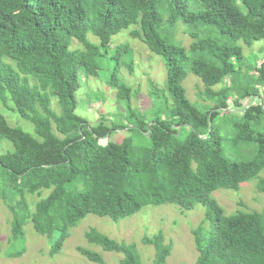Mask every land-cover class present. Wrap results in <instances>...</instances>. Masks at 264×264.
<instances>
[{
  "label": "trees",
  "instance_id": "trees-1",
  "mask_svg": "<svg viewBox=\"0 0 264 264\" xmlns=\"http://www.w3.org/2000/svg\"><path fill=\"white\" fill-rule=\"evenodd\" d=\"M159 1L0 0V108L10 101L11 111L34 131L32 136L8 125L0 112V141L13 147L0 152V199L11 214L12 242L23 237L30 223L41 236L56 234L47 253L53 256L69 229L89 214L118 220L147 205L174 204L188 211L201 204L204 217L192 230L195 264H264V211L225 215L211 197L217 189H237L264 169V130L255 134L251 124L264 117V100L246 106L232 125L235 143H255L248 161L226 157L212 125L220 113H229L230 103L241 107L245 98L261 97L264 61L258 66L246 62L237 42L250 46L264 39V0H166V23L182 24L191 38L188 49L159 34L165 21L157 11ZM130 26V36L164 61L170 109L162 118L130 119V127L105 116L90 126L75 114L77 70L96 77L109 70L111 57L115 64L106 83L118 102L129 101L132 90L117 76L120 66L132 72L131 62H119L127 46L119 45L108 58L107 45L112 35ZM200 26L211 29L215 38L198 37ZM72 39L81 48L70 49ZM188 72L200 79L206 99L213 102L204 111L186 97L182 83ZM227 76L233 84L214 91ZM30 77L38 83L31 85ZM51 96L59 113L50 108ZM122 130L128 134L112 141ZM143 137L146 144L140 142ZM256 189L264 192V179ZM84 236L104 251L120 253L119 264H144L135 244L94 228ZM142 242L153 248L150 264H168L172 246L161 232ZM24 250L5 255L18 257ZM77 251L108 264L97 252Z\"/></svg>",
  "mask_w": 264,
  "mask_h": 264
},
{
  "label": "rangeland",
  "instance_id": "rangeland-1",
  "mask_svg": "<svg viewBox=\"0 0 264 264\" xmlns=\"http://www.w3.org/2000/svg\"><path fill=\"white\" fill-rule=\"evenodd\" d=\"M156 7L165 20L158 29L159 34L169 39L170 42L179 43L188 49L191 38L185 34L182 24L168 26L166 23V0H160ZM133 28L130 26L112 35L107 45L108 58L119 45L127 46L128 50L126 53L120 54L119 62L120 65L124 61L131 62L132 72L129 73L124 66H120L117 76L132 90L129 101L118 102L115 90L106 83L115 64V60L111 57L108 59L110 71L101 70L96 77L89 76L81 67L77 70L79 88L75 93L77 102L75 114L83 118L90 126H94L100 116H105L111 122L122 123L130 127V119L143 118L145 121H150L156 116L165 117L170 109L171 98L166 89L164 61L159 55L151 53L139 39L130 36L129 32ZM197 33L198 37L215 38L212 30L205 26H200ZM87 38L96 42V38L91 33L87 34ZM237 45L241 47L246 62L258 66L264 61V39L254 41L250 46H246L242 41H238ZM69 48L79 49L81 46L75 39H72ZM188 56L189 59L192 58L189 53ZM232 80L230 76L225 77L221 83L213 87V90L217 91L223 86L232 85ZM239 80H245V77L238 78L237 81ZM29 82L31 85L38 83L32 77L29 78ZM182 85L186 97L198 109L204 111L207 107L212 106L213 102L205 97L202 82L191 72L187 73ZM261 100H264V88L260 98L247 97L241 101V107H235L230 103L229 113H220L212 121L214 133L220 139L224 154L232 161H248L255 154V143H235L233 141L232 125L239 119L238 113L241 114L246 106L254 105ZM11 106V102L7 101V104L0 108L8 125L19 127L34 136L33 125L11 111ZM50 108L56 113L60 111L54 96L50 97ZM251 124L255 134L262 132L264 117H260L257 122L252 121ZM127 134L125 130H122L111 136V140L120 142ZM100 141L102 144L107 142L106 140ZM140 142L146 144L147 138L143 137ZM12 148L9 141H0L1 153L12 150ZM261 179H264V169L255 178L241 183L237 189H217L211 193V197L220 205L225 215L232 214L236 210L262 212L264 211V192H259L256 189V185ZM204 213L205 208L201 204H195L193 209L188 211H184L174 204H164L147 205L133 216L118 220L89 214L69 229V235L63 241L60 251L53 256H48L50 243L56 234L52 238L41 236L28 223L23 227V237L12 242L10 236L11 214L0 199V264H97L80 255L77 251L78 247L97 252L108 264H119L122 258L120 253L104 251L86 240L84 234L92 228L117 241L135 244L136 251L140 254L144 264H150L153 248L145 245L142 242L143 238L152 237L161 232L164 242L170 243L172 246L167 257L168 264H195L197 253L193 243L192 230L201 222ZM207 225V222L203 224L204 229L207 228ZM22 247L25 250L18 257L13 258L5 255V252H14Z\"/></svg>",
  "mask_w": 264,
  "mask_h": 264
},
{
  "label": "water",
  "instance_id": "water-1",
  "mask_svg": "<svg viewBox=\"0 0 264 264\" xmlns=\"http://www.w3.org/2000/svg\"><path fill=\"white\" fill-rule=\"evenodd\" d=\"M107 139H108V136H106L103 140H106L107 141Z\"/></svg>",
  "mask_w": 264,
  "mask_h": 264
}]
</instances>
